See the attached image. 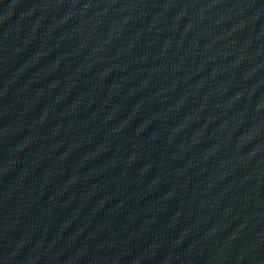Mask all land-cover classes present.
<instances>
[{
  "label": "water",
  "instance_id": "obj_1",
  "mask_svg": "<svg viewBox=\"0 0 264 264\" xmlns=\"http://www.w3.org/2000/svg\"><path fill=\"white\" fill-rule=\"evenodd\" d=\"M0 264H264V0H0Z\"/></svg>",
  "mask_w": 264,
  "mask_h": 264
}]
</instances>
